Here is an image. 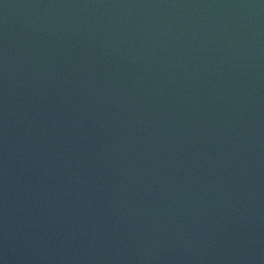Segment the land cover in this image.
I'll use <instances>...</instances> for the list:
<instances>
[{"label":"water","instance_id":"1","mask_svg":"<svg viewBox=\"0 0 264 264\" xmlns=\"http://www.w3.org/2000/svg\"><path fill=\"white\" fill-rule=\"evenodd\" d=\"M0 264H264V0H0Z\"/></svg>","mask_w":264,"mask_h":264}]
</instances>
